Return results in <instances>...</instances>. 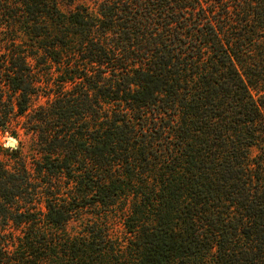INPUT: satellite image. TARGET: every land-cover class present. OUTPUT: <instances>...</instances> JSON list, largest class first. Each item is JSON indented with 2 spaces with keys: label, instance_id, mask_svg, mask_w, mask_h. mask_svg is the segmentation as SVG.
Segmentation results:
<instances>
[{
  "label": "trees",
  "instance_id": "1",
  "mask_svg": "<svg viewBox=\"0 0 264 264\" xmlns=\"http://www.w3.org/2000/svg\"><path fill=\"white\" fill-rule=\"evenodd\" d=\"M81 1L0 5V264H264V0Z\"/></svg>",
  "mask_w": 264,
  "mask_h": 264
},
{
  "label": "rangeland",
  "instance_id": "2",
  "mask_svg": "<svg viewBox=\"0 0 264 264\" xmlns=\"http://www.w3.org/2000/svg\"><path fill=\"white\" fill-rule=\"evenodd\" d=\"M6 2H8V0H2L0 1V5L2 4H6ZM11 2V1H10ZM9 2V3H10ZM82 3H85L87 5H91V7L93 6L92 4V1L90 0H82L81 1ZM3 5V6H4ZM7 11H5V13H0V26H5L6 24V16L8 14V12L6 13ZM18 35L17 32H15L14 34H8L9 37H12L13 35ZM45 79V78H44ZM53 86V85H52ZM52 89H54V87H52ZM55 91V90H54ZM48 97H40L39 99L37 100H33L32 102V105L35 107L37 105H40V104H44L48 99H52V95H47ZM21 124L23 122H25V119L24 118H21ZM18 135L19 137L17 139H13L9 134H2L0 132V160L3 161V162H7V164H14V156L11 155V152H9L7 149H9L10 151L12 149H18L19 150V157H21L22 159L25 160V164L27 166V168L30 170V167H31V163H32V160L34 157V147H33V144H32V140H31V137L30 135H24V131L22 130H19L18 132ZM9 143H13L14 144V148H10L9 147ZM4 150V151H2ZM5 150L7 152H5ZM262 153V149H260L259 147H255L253 149H251V156L252 157H258L260 156ZM83 224H85V219H83V221H75V222H71L67 225V230L69 233H78L80 230H82V227H83ZM112 231H113V234L117 237H123V231H122V228L119 224L118 221L114 220L112 222Z\"/></svg>",
  "mask_w": 264,
  "mask_h": 264
},
{
  "label": "water",
  "instance_id": "3",
  "mask_svg": "<svg viewBox=\"0 0 264 264\" xmlns=\"http://www.w3.org/2000/svg\"><path fill=\"white\" fill-rule=\"evenodd\" d=\"M9 147H10V148H14L15 146H14L13 143H9Z\"/></svg>",
  "mask_w": 264,
  "mask_h": 264
}]
</instances>
